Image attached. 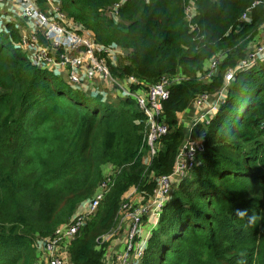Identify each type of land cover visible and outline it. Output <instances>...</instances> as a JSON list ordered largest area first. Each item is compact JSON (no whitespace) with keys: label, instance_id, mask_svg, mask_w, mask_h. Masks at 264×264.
I'll use <instances>...</instances> for the list:
<instances>
[{"label":"trees","instance_id":"1","mask_svg":"<svg viewBox=\"0 0 264 264\" xmlns=\"http://www.w3.org/2000/svg\"><path fill=\"white\" fill-rule=\"evenodd\" d=\"M121 1L62 0L97 42L125 50L118 70L111 66L115 75L188 77L170 86L163 103L170 131L146 170L145 116L134 99L111 104L85 93L33 65L15 47L21 35L14 24L0 31V264H36V239L68 222L112 165L119 169L114 186L69 247L73 264H105L110 242L98 238L116 225L124 194L136 185L148 198L157 178L172 171L185 138L179 115L198 94L223 88L264 24V0H125L116 8ZM192 1L197 12L186 20ZM219 54L205 80L207 62ZM193 132L204 135L205 150L133 264H264V57L235 72L210 122Z\"/></svg>","mask_w":264,"mask_h":264},{"label":"built area","instance_id":"2","mask_svg":"<svg viewBox=\"0 0 264 264\" xmlns=\"http://www.w3.org/2000/svg\"><path fill=\"white\" fill-rule=\"evenodd\" d=\"M15 1L19 4L25 19H35L36 21L34 22L35 31L29 36H21L20 42L15 44V47L20 48L33 65L49 70L60 69L59 73H64L67 82L76 88L83 83L102 79L109 82L121 95L134 99L136 106L145 116L147 153L144 163L148 170L158 153L160 139L170 131V125L164 117L163 108V103L170 94V86L179 84L187 80L188 77L179 72L174 75H164L156 82H147L134 74H126L123 77L115 75L111 66L118 70L120 60L126 57L122 47L97 42L94 35L72 20L62 10V7L56 6L53 11L46 12L38 5L37 0ZM124 1L116 4L115 7H119ZM50 2L57 3L56 0H50ZM259 3L260 1L249 6L243 12L241 21L250 20L252 9ZM113 12L116 17L118 11L114 10ZM196 12V3L192 1L186 6V18L190 20ZM80 27H82L81 30ZM39 35L47 43L42 42ZM117 53L120 55V59L114 63ZM263 57L264 41L253 51L250 49L247 58L227 70L225 84L218 93L198 94L193 100L192 109L179 115L183 124L185 120H188V125L185 127V138L176 155L173 169L169 174L157 178L156 187L148 198H145L137 186L130 188L125 193L126 195L124 194L120 211L126 212V218L128 216L126 222L129 223L122 240L125 250L121 252L119 248L114 255L112 254L110 264H133L134 259H139L142 256L148 238L142 236L145 218L152 217L153 227L157 224L161 208L172 195L174 183L187 176L197 165L199 154L205 150L204 135L193 132L194 128L198 124L205 126L210 122L211 117L219 109L228 86L234 79L235 72L240 68L250 67ZM222 58L223 55H216L208 62L211 68L204 75L205 80L214 74ZM118 173V168L107 165L103 180L99 183L95 194L77 207L72 218L59 225L52 235L36 239L37 253L42 251L46 264H73L69 251L70 244L87 220L98 212L102 201L114 186ZM128 192L131 195L141 196L140 201L134 202L128 196ZM119 213L116 221L119 219ZM118 225L119 222L108 233L99 237L98 243L118 242L115 236L119 234L117 230L122 229V225ZM105 255L106 263L109 254Z\"/></svg>","mask_w":264,"mask_h":264},{"label":"crops","instance_id":"3","mask_svg":"<svg viewBox=\"0 0 264 264\" xmlns=\"http://www.w3.org/2000/svg\"><path fill=\"white\" fill-rule=\"evenodd\" d=\"M56 2L59 4L50 2V0H45V2L43 3V6H46V9H43V6H41V5H40V7L46 12H51L54 10V8L56 6L62 7V1L61 0H56ZM34 22H36L35 19L27 20L23 17L22 10H21L19 4L15 0H0V31L8 32V30H7L8 25L15 23V26L18 28L21 36H23V35L29 36L32 34V32L35 31ZM79 29L81 30L82 27H80ZM85 29H83V30H85ZM87 32H90V31L87 30ZM116 55L117 56H116V59L114 60V63H117V61L120 59L119 58L120 55L118 53ZM59 70L60 69H55V70H51V71H53L54 73H58L59 75H61L65 79L66 78L65 74L64 73L60 74ZM78 89H80V90H82L85 93L90 94V95H102L103 100L105 102H108L111 104H117L119 102V100H121L122 97H125V96L121 95V93L119 91H117L109 82L104 81L102 79H97L94 82L83 83V85L79 86ZM128 196L131 199H133V201L136 203H138L140 201V198H141V196H139L137 194L131 195L130 192H128ZM153 225L154 224L152 222L151 223L149 222L148 225H145V227L149 226V233L151 232ZM144 228H143V230H144ZM143 230H142V232H143ZM125 231H126V228L124 229L122 234L119 233L118 235L115 236V238L119 241L118 244H120V245H123L122 240L124 238ZM116 243H117V241H116ZM136 261H137V259L133 260V262H136Z\"/></svg>","mask_w":264,"mask_h":264},{"label":"rangeland","instance_id":"4","mask_svg":"<svg viewBox=\"0 0 264 264\" xmlns=\"http://www.w3.org/2000/svg\"><path fill=\"white\" fill-rule=\"evenodd\" d=\"M62 1V0H61ZM38 5L40 6V4L38 3ZM43 9H46V6H43ZM62 10L65 11L64 7H63V2H62ZM66 12V11H65ZM186 20H188L186 18ZM15 25V23H14ZM7 43H10V41L8 40V38L5 40ZM264 41V24L263 26L252 36L251 40H250V49L251 51H253L255 49L256 46H258L260 43H262ZM220 55V54H219ZM208 63V62H207ZM207 67V66H206ZM208 68H211V65L209 64L208 65ZM188 119V118H187ZM188 125V120H185L184 122V128ZM155 174L152 173L151 174V177H153ZM180 183L179 182H175L174 185H173V189L172 191L177 187V185ZM134 186L136 185H132L130 188H133ZM130 188L128 190H130ZM127 190V191H128ZM126 212L124 210H121L120 213H119V219L116 221V225L118 224L119 222V225L121 224L122 226V229L120 230V228L117 230V232H119L120 234H122V232L124 231L125 228H127L128 226V222H126ZM152 221V217H146L144 222H143V228L145 227V225H148L149 222L151 223ZM118 225V226H119ZM149 226H146L143 230V238H147V236H149ZM116 242H110L107 249H106V254H109V258L107 259V262L105 264H109L111 262V255L115 254L117 252V250H119L120 248V251L123 252L125 250V245H120L118 244L119 241L115 244ZM36 264H46V261L44 260V257H43V254H42V251H39L38 254H37V263Z\"/></svg>","mask_w":264,"mask_h":264}]
</instances>
